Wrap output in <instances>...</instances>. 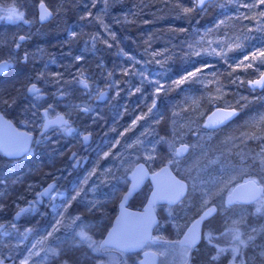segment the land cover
Masks as SVG:
<instances>
[{"label":"rangeland","instance_id":"1","mask_svg":"<svg viewBox=\"0 0 264 264\" xmlns=\"http://www.w3.org/2000/svg\"><path fill=\"white\" fill-rule=\"evenodd\" d=\"M40 1L43 0H0L4 16H9L12 7L17 8V14H23L22 19L13 17L14 25L0 31V60L12 62L8 74L0 77V110L14 115L15 121H24L27 130H34L42 124V105L50 104L54 111L62 107L77 123L67 141L76 143L67 152L63 150L67 144L63 147L62 141L54 138L60 137L59 133L49 141L41 137L29 154L32 165L25 159L7 160L0 155V256L16 258L21 264L32 251L36 254L28 264H114L116 255L99 256V251L80 242L79 233L83 231L99 245L114 216L100 208L121 198L128 173L137 163L145 162L153 171L168 164L189 183L181 202L159 208L189 216L212 204L218 206L217 218L208 222L203 234L207 264H230L233 248H239L237 263L264 264V87L251 84L264 72V56L259 55L264 52V5L260 0H210L205 10L216 14L204 23L206 28L195 23L190 38L185 37L189 24L180 18L185 27L175 32L165 48L155 49L150 44L137 55L119 49L117 54L130 63L125 66L123 61L118 62L120 66L115 70L97 57L100 35L84 31V26L95 20L104 29L106 22L101 23V18H113L111 2L106 9L108 16L99 12L96 1L92 5L86 2L87 11L79 12L78 22L63 24L59 34L66 32L70 38L76 37L75 42L65 44L71 47L64 52L60 51L64 47L61 37L46 43L49 31L37 17ZM177 2L183 9L186 1ZM51 4L58 13L66 12L65 2L48 3ZM128 11L129 6L121 16H129ZM20 35L27 40L20 43ZM93 37L99 38L94 41ZM10 38L22 51L8 52ZM134 47L127 45L126 49ZM203 57L209 61L191 68ZM97 66L104 69L95 76L92 69ZM197 69L201 71L196 76L188 75ZM176 70L182 73L174 74ZM81 78L87 81V88L78 82ZM182 79L183 83H177ZM109 82L114 83L109 96L99 101L102 90L111 85ZM33 83L40 90L39 98L29 92ZM193 84L199 85L198 96L189 91ZM157 86L161 87L159 93ZM139 94L142 96L137 100ZM219 106L237 109V117L223 127L207 128V115ZM137 116L143 119L132 127ZM87 131L96 133L89 144L83 141ZM182 144L189 149L177 154L178 149H184ZM74 151L78 160L86 157L89 162L77 183L69 177L74 174L75 161L61 165V160L69 159ZM105 153L109 155L105 157ZM41 159L47 164L42 166ZM46 172L57 174L59 181L46 198V209L29 208L17 218L8 213L5 202L9 197L25 200V186H39ZM25 175L30 179L26 180ZM248 179L261 186V197L250 204H229L227 195L236 184ZM77 204L81 210H75ZM93 209L96 211L92 213ZM186 226L187 222L177 225L180 232ZM167 247L166 252L173 246ZM158 249L164 251L162 246ZM127 263L137 264L135 260Z\"/></svg>","mask_w":264,"mask_h":264},{"label":"water","instance_id":"2","mask_svg":"<svg viewBox=\"0 0 264 264\" xmlns=\"http://www.w3.org/2000/svg\"><path fill=\"white\" fill-rule=\"evenodd\" d=\"M209 1L210 0H206L204 6ZM42 5L43 8H46L51 13V15L44 21L40 20V15L43 10ZM54 14V10L50 8L45 1L40 2L39 20L41 23H45L53 19ZM8 67L9 62L7 60L1 61L0 74H4L8 70ZM262 75H264V72L256 80H259ZM105 98L106 91L101 93L99 100L104 101ZM227 113H232V115L226 116ZM237 115L238 111L235 108L216 107L207 115L205 125L211 129H217L233 121ZM58 116L63 117L67 124L70 123V120L62 113L53 118L47 117L46 121H54ZM0 117H2V120H0V142L4 143L8 148L7 150L0 151L8 158L23 157L30 151L34 142L35 133L27 129L20 128L3 112H0ZM85 136L88 137V140H84V143L89 144L90 134H86ZM26 141L27 143L25 144ZM23 145L26 147L27 151H20L19 154L11 156L6 154V151H11L13 148H18ZM180 147L184 148L185 151H188L189 149L187 144H182ZM128 179L130 180V184L121 199L120 211L116 215L109 231L106 233L102 244L105 240L110 238L109 234H113L112 238L115 241L113 248L119 251L140 250L150 240L153 242L166 241L163 239L152 238L153 227L158 222L155 207L159 204L176 205L182 201L186 197L189 190L188 181L181 178L168 164L162 165L156 171H151L145 162L137 163L129 172ZM148 181L151 182L152 189L144 207L142 209L129 207V201L144 187ZM50 185L52 186L51 189H49ZM50 185L42 191L44 196H48L54 189L55 183ZM45 190L48 191L45 192ZM261 195L262 188L258 182L254 179H248L236 184L232 191L227 195L226 200L231 205L235 203L250 204L257 201ZM216 211V205L209 206L195 221H193V223H191L179 242L181 243L182 241H185L187 237L188 239L195 241L196 246L202 239V226L204 220ZM158 259L159 254L157 252L147 250L144 252V258L140 261V264H158ZM2 260L5 261L3 264H13L16 261L15 259L6 261L5 258Z\"/></svg>","mask_w":264,"mask_h":264},{"label":"flooded vegetation","instance_id":"3","mask_svg":"<svg viewBox=\"0 0 264 264\" xmlns=\"http://www.w3.org/2000/svg\"><path fill=\"white\" fill-rule=\"evenodd\" d=\"M40 2H42V1H40ZM40 2L38 3V6H37L38 7V9H37L38 20H39V4H40ZM9 8H11V7H9ZM11 9H13V7ZM14 9H15L16 14H17L18 13L17 8H14ZM2 12H4V11H1V13H0V31L5 29L9 25H14L13 19H11V20L8 19V16H4L2 14ZM39 22H40V20H39ZM13 32L11 33L12 37H14ZM21 37H24V39L21 40L20 39ZM18 38H19L20 43H23L27 40V37L24 35H20ZM11 40L12 39L10 38L9 42H8V46L6 47L8 52H11L12 50H14L15 52L17 50L22 51L21 46L17 43H14V41H11ZM3 60H7L9 62V67H8V70L4 74H0V77H4L5 75H7L11 66H12V62L9 59L4 58V59H1L0 62ZM33 84H31V86ZM34 85H36V84H34ZM81 86L84 87L83 85H81ZM110 89H111V85L107 84L106 87L102 90V92L106 91V98L109 96L108 94H109ZM106 98H105V100H106ZM23 100L25 102H28V100H25V99H23ZM45 104L46 105L45 106L42 105L43 107L41 108V114L43 116L41 127L34 128V130H31V129L29 130V131L35 133L34 142L39 140L41 137L45 138L46 139L45 141L52 140L53 139L52 135L57 132L60 134L59 135L60 137H54V138L60 139L62 141L63 147L67 144L64 147L65 149L63 148V150L68 152L69 151L68 148L72 147V144L76 143V140L73 142H67V141H68V136L76 131L77 123L74 120V117L71 114L67 113V111L64 110L62 107H61V109L58 108L56 111H54L51 108L50 104H47V103H45ZM0 112H3L7 117H9L13 121H15L14 115L7 113L5 111H2V110H0ZM61 113L64 114L66 116V118H68L70 120L69 124H66V126H64V127H61L60 125H53V126L49 127L47 130L43 129L42 126L45 123L47 117L53 118V117H56L58 114H61ZM15 122H16V124L18 122V124H19L18 126L20 128L26 129L24 126L26 124H24V121H22L21 119H18ZM96 128L98 129L99 127H96ZM97 129H96V131H98ZM94 132H95V130H94ZM94 132L87 131L85 133V135L90 134V141L93 139V137L96 134ZM85 135H84V137H85ZM83 141H84V138H83ZM32 151H33V146L30 149V151L26 155H24L25 158L21 157V159H25V161L30 162L31 165H32L33 159L30 158L31 155H29V154ZM0 155L2 158H5L7 160L13 159V158L6 157L1 151H0ZM27 155H29V156H27ZM77 156H78V153L76 151H74V152H72V155L69 159L64 160V161L61 160V165H63L64 163H65V165H66V163L69 164V161H71L72 159H73V161H75L74 162L75 166L72 168L74 171V174H70V176H69V177L72 176L71 180L72 181L74 180L75 183L79 182L78 177H82V175H83V173L80 174V172L87 171V164H89V162L87 163L88 160L86 157H84L81 160L80 159L78 160ZM40 161H42V164H41L42 166H44V163L47 164V160L41 159ZM45 166H47V165H45ZM62 171L64 173L67 172L64 169H62L61 172ZM151 171H153V169H151ZM57 178H58L57 174L46 172L43 176V179H41V183L39 184V186H36L35 188L29 187L27 185L25 186V188L28 189V192L26 193L27 198L25 200H20L17 197L13 198L10 196L8 201L5 202L7 205L6 208L8 209V213L14 214L17 218L18 216H22L24 213H26L27 210H29V208L38 209V208L42 207V209L45 210L47 207L45 205L46 198L51 193L48 196H44L42 194V191L48 185H50L52 183H55V187H54V189H55L59 184V181L57 180ZM25 179L26 180L30 179L29 175H25ZM127 179H128V175H127ZM129 184H130V180L128 179V183L126 185L124 192L121 195V198L117 202H115V204L105 203L103 205V207L100 208V210H102L103 213L107 212L106 213L107 215L112 216L114 214V216L112 217V220L110 218V220H111L110 227L112 226L116 215L120 211V202H121V199L123 197V194L127 191ZM0 186L2 187L3 185H0ZM151 189H152L151 182H149V181L146 182L144 187L132 197V199L129 201L128 206L131 208H134V209H142L147 202V199L149 197ZM160 205H169V204H159L155 207V212H156V215L158 217V222L153 227L152 238L163 239L166 241H164V242H153L152 240H150L146 243V245L143 248H141L140 250H137V251H119L113 247L106 246V248L101 249L99 251V256H102L103 254H114V255H116L118 257V260L114 264H128L127 263L128 261L130 262L133 260H135L137 264H140V261L144 258V252L147 250H152V251H155L159 254L158 264H184V257L182 254L181 243L179 242V240H181V238L184 236V234L186 233V231H187L188 227L191 225V223H193V221H195L209 206L204 208L203 210H201L199 212L191 213L188 216V215H186V213H182V212L172 213V212H170L171 208H169L168 210H166V208L165 209L159 208ZM213 205H216V204H213ZM169 206L173 207L174 205H169ZM79 209L81 210L80 205L77 204V208L75 210H79ZM218 210H219V208L217 206V211L214 214H212L210 217H208L207 219L204 220L203 226H202V239L195 246V249L190 252V256H191L190 264H207L206 263L207 260H205V254L207 252H206V248L203 247V234H204V230L206 229V227L208 225V222L210 223L211 221H213L217 218ZM95 211H96V209H93L92 213ZM80 212H83V211H80ZM180 222H185V223L187 222V226H186L185 230L182 232H180L179 228L177 227V225ZM2 225H4V224H2ZM110 227L102 235L101 240L99 242V245L102 244V241H103L106 233L109 231ZM213 240L216 241V239H214V238H213ZM168 245L173 246V247L170 248L168 252H166L165 249H168V247H167ZM158 246L164 247V251L159 250ZM3 258H5L6 261H9L11 259L16 260V258H13L10 256H0V259H3ZM3 262L5 263L4 260H3ZM13 264H17V260ZM237 264H239V263H237Z\"/></svg>","mask_w":264,"mask_h":264},{"label":"trees","instance_id":"4","mask_svg":"<svg viewBox=\"0 0 264 264\" xmlns=\"http://www.w3.org/2000/svg\"><path fill=\"white\" fill-rule=\"evenodd\" d=\"M45 2H65L66 12L63 14L58 13V10H55V6L52 4L50 7L54 10V18L48 22L41 23L46 30L49 31V38L46 40L48 44L49 41L55 42L57 39L62 38V43L64 47L60 51H68L71 46H65L69 41L74 40L75 38H70V36L63 32L62 35L59 34L60 29L63 30V24L71 23L77 21L79 12H86L85 3L89 2L90 5L96 1L99 12H103L106 15V9L111 2L113 6V18L112 20L103 17L102 21L106 22V25L109 26L108 30L105 31V28L102 29L99 21L95 20L92 25L84 26V31H90L93 33L99 34L98 36L102 39L98 42L99 46V55L98 58H101L105 62V66L109 67L111 70H115L120 65L118 62L125 63V66H128L130 61L121 59L117 54L119 49L127 50L130 54L137 55V52L144 48L147 45H150L155 49H163L166 46V43L172 41L175 32L179 31L180 28H184L185 25L180 21L183 19L189 25H186L188 34L185 32V37L190 38V33L192 27L195 23L198 24V27L206 28L205 22H210L213 19L214 13L211 9L206 12V5L203 7V10L196 7L198 4L197 0H185V5L183 9H193L190 12H184L182 6L177 2V0H43ZM183 3V2H182ZM55 5V4H54ZM128 6L130 11H128L129 16H121L123 13L127 12ZM127 7V8H126ZM135 7V8H134ZM134 8V9H133ZM96 9V7H95ZM137 11L138 13H134ZM120 17L115 19L114 17ZM129 19L130 21H125ZM201 19H198V18ZM180 18L182 20H180ZM110 20V21H109ZM199 20V21H198ZM113 21V25L110 26L109 22ZM78 22V21H77ZM214 23V22H213ZM215 24V23H214ZM177 25V26H176ZM184 25V26H183ZM216 25V24H215ZM181 28V29H182ZM77 31V30H76ZM82 32V31H81ZM84 33V32H83ZM81 33V34H83ZM112 34L115 35V39H112ZM52 38V39H51ZM49 40V41H48ZM107 41V43H105ZM42 42L45 40L42 39ZM61 45V44H59ZM138 45L134 49H126V46ZM169 47V45H167ZM64 51V52H65ZM63 55V54H61ZM101 55V56H100ZM196 63L191 65V68H195L200 62H208V57L200 58ZM96 61L98 59L96 58ZM123 61V62H122ZM215 62V60H214ZM128 64V65H127ZM122 65V64H121ZM176 68V67H175ZM104 68L97 66L92 69V72L95 76L100 75ZM174 74L182 73V71H174ZM173 75H170V77ZM177 76V75H176ZM133 77V76H131ZM136 79L133 78V81ZM111 83V82H109ZM114 83H111V88H113ZM121 86V85H120ZM198 84H193L191 87V93L198 96ZM82 89V88H81ZM142 94L138 95L137 100H140ZM134 100V98H130ZM138 102V101H136ZM220 107V106H219ZM83 172H80L82 174Z\"/></svg>","mask_w":264,"mask_h":264},{"label":"snow or ice","instance_id":"5","mask_svg":"<svg viewBox=\"0 0 264 264\" xmlns=\"http://www.w3.org/2000/svg\"><path fill=\"white\" fill-rule=\"evenodd\" d=\"M206 0H198V4L196 5V7L200 8L201 10H203V6L205 4ZM260 4L264 5V0H260ZM42 12H41V15H40V20L41 21H44L46 20L50 15L51 13L46 9V8H43V5H42ZM193 9H183L184 12H190L192 11ZM264 15V14H262ZM13 17H15L16 19H22L23 18V14L20 13V14H16V11L15 9H11L10 10V13H9V16H8V19H13ZM99 19V18H97ZM101 23H103V21L101 20L100 21ZM104 28H105V31L108 30V26L107 25H104ZM73 37L76 36V33H72L71 34ZM99 37H93V40L95 41L96 39H98ZM21 40L24 39V37H21L20 38ZM112 39H115V35L112 34ZM105 43H107V41H105ZM219 46V44H218ZM199 54V53H197ZM212 54L214 55H222V53H216V52H213ZM154 55H161L160 53H155ZM260 56H264V52H261L259 53ZM256 57V53H253V59H255ZM77 59L79 60L80 58L77 57ZM134 61V58H130ZM248 57H245V60H247ZM239 67V65H238ZM127 69H125V74L127 73ZM201 69H197L196 72H192V73H189L188 75L190 77H194L196 76V73L197 72H200ZM83 76V74L81 73V77ZM188 77H185V79H187ZM81 85H83L85 88L88 87V84H87V81L84 79V78H81L79 81H78ZM184 80H180L178 81L177 83H183ZM252 86L253 87H256V86H261V87H264V75L261 76V78L259 80H256L254 82H251ZM161 90V87L160 86H157L156 88V92L159 93ZM137 91H139V89H137ZM29 92L33 93L35 96H37V98H39L40 96V90L33 84L31 86V88H29ZM155 104V101H153V105ZM87 110V109H85ZM152 109L149 108V112H151ZM227 115H232V113H227ZM143 119L142 116H137L135 120L132 121V127H135L136 126V123L137 121ZM0 120H2V117H0ZM67 122L63 119V117H60L58 116L56 120H48L46 121L44 124H43V129L44 130H47L50 126H53V125H60L61 127H64L66 126ZM130 129H126V131H129ZM122 135V134H121ZM84 140H87V137H84ZM27 143V141L25 142V144ZM8 148L6 147V145L2 142H0V150H7ZM20 151H27L26 147L21 146V147H18V148H13L11 151H6V154L7 155H17L19 154ZM184 151V149H178L177 150V154H180V152ZM105 157H107L109 154L108 153H105L104 154ZM51 185L49 186V189H51ZM48 190H45V192H47ZM73 199H75V197H73ZM231 202V201H230ZM23 211V210H22ZM215 211V210H213ZM52 233H49V236H51ZM110 235V238L108 240H105L103 242V244L101 245H96L94 241H92L91 237H89L86 233H84L83 231H81L79 233V237H80V242L81 243H87L88 244V247L89 248H92L93 251H100L101 249H104L106 248V246H112L115 244V241L114 239L112 238L113 234H109ZM238 238V237H237ZM251 239V237L249 238ZM40 243V242H38ZM195 241H192L190 239H188L186 237L185 241H182L181 242V248H182V254H183V257H184V264H190V260H191V256H190V252L192 250L195 249ZM240 244L243 245V246H246V243L245 241L243 240H240ZM37 245H33V248H35ZM49 251H54L52 249H49ZM220 251H224V249H220ZM233 252V256H232V261H230V264H236V260H237V256L240 255V252H239V248H233L232 250ZM36 253L35 252H32V251H29V255L27 257H25V259L21 262V264H28V261L29 259L31 258V256L35 255ZM213 259H215V257H213ZM0 264H3V260L0 259ZM240 264H244L243 261L240 262Z\"/></svg>","mask_w":264,"mask_h":264},{"label":"clouds","instance_id":"6","mask_svg":"<svg viewBox=\"0 0 264 264\" xmlns=\"http://www.w3.org/2000/svg\"><path fill=\"white\" fill-rule=\"evenodd\" d=\"M85 137H87V136H85ZM87 140H88V137H87ZM87 140H85V141H87Z\"/></svg>","mask_w":264,"mask_h":264}]
</instances>
